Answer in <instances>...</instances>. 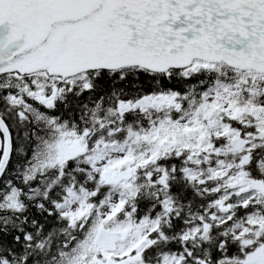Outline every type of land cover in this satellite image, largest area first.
<instances>
[{
  "label": "snow or ice",
  "instance_id": "snow-or-ice-1",
  "mask_svg": "<svg viewBox=\"0 0 264 264\" xmlns=\"http://www.w3.org/2000/svg\"><path fill=\"white\" fill-rule=\"evenodd\" d=\"M0 264H264V0H0Z\"/></svg>",
  "mask_w": 264,
  "mask_h": 264
}]
</instances>
